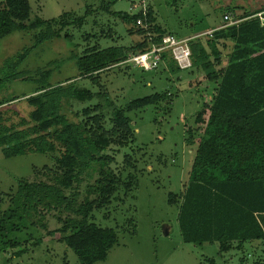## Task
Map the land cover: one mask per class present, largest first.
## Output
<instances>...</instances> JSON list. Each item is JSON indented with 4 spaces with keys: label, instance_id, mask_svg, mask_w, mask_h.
Returning <instances> with one entry per match:
<instances>
[{
    "label": "rangeland",
    "instance_id": "obj_1",
    "mask_svg": "<svg viewBox=\"0 0 264 264\" xmlns=\"http://www.w3.org/2000/svg\"><path fill=\"white\" fill-rule=\"evenodd\" d=\"M106 1L30 0L31 17L38 15L45 22L30 24L0 40L5 44L0 50V119H3L0 128L12 123L18 125L22 117H29L33 107L27 97L66 81L77 80L76 85L81 88L106 92V96H96L93 100H65L62 112L70 120L78 121L77 113L83 107L100 103L105 115L102 124L107 129L112 125L110 119L115 106L155 90L178 92L171 104L161 102L130 112L134 141L124 148L109 147L104 153L113 158L111 163L107 166L92 163L79 176L80 181L64 190L73 201L69 207H78L98 198L95 189L104 172L114 175L125 172L123 178L131 171L137 174L138 185L134 182L128 195L123 189L118 191L122 203L114 199L108 207L94 210V217H90L98 225L113 227L117 232V242L107 258L93 264H257L259 260L264 261L262 241H247L243 247L224 250L220 242L190 243L182 237L179 206L198 143L195 140L192 145L188 144L187 139L196 133L195 115L201 101L210 100L214 83L199 70L170 74L161 68L148 71L133 67L127 76H110L108 80L103 74L104 86L100 88L89 78H78L76 66L85 48L97 44L102 48L131 45L143 39L136 31L129 32L132 23L112 12L136 14L145 7L151 8L157 25L166 33L180 38L194 37L191 42L198 45L207 40L208 29L218 28L226 10L237 19L257 11L264 14V0H118L109 11L104 8ZM65 12L84 16L85 23L78 27L70 22L62 30V36H57L53 31L60 25L49 20L59 19ZM40 37L44 41L35 48V40ZM231 45L226 43L224 51L229 52ZM57 155V152L30 151L7 157L0 146V215L15 208L10 197L20 184L27 181L57 184L54 177L63 173L57 164ZM126 155L137 170L126 164ZM65 205L52 197L39 202L36 212L22 224V230L6 239L22 242L31 239L27 243L28 251L18 257L15 254L18 248L4 245L5 240L0 243V264H88L81 262L74 250L61 240L63 233L59 229L68 217L77 216ZM37 238L41 243L34 242Z\"/></svg>",
    "mask_w": 264,
    "mask_h": 264
},
{
    "label": "trees",
    "instance_id": "obj_2",
    "mask_svg": "<svg viewBox=\"0 0 264 264\" xmlns=\"http://www.w3.org/2000/svg\"><path fill=\"white\" fill-rule=\"evenodd\" d=\"M117 1L107 0L104 8L109 11ZM228 12L231 11H225ZM261 12L246 14L236 24L215 29L212 37L198 45L190 41V68H180L171 51L164 50L160 66L152 70L161 68L170 74L199 70L209 82L214 83L210 100L203 99L195 115L196 133L187 139L188 144L192 145L195 140L198 143L178 213L185 242H220L224 250L243 247L247 241L264 242V14ZM31 13L30 0H0V40L30 24L45 22L38 15L32 18ZM112 13L132 23L129 32L136 31L143 39H137L131 45L102 48L97 44L83 49L76 65L77 77L89 78L100 88L104 86L101 81L103 74L108 80L110 76L129 75L134 66L125 60L131 53L144 52L153 44L161 45L166 34H173L166 33L157 25L151 8L136 14L125 11ZM139 19L144 25H137ZM49 21L60 25L53 34L62 36V30L70 22L81 27L85 17L65 12L59 19ZM222 24L221 21L219 26ZM228 42L232 45L226 52L224 47ZM167 80L172 81L170 77ZM76 82H62L27 97L33 107L29 117H22L18 125L12 123L0 128V146L5 156L30 151L57 152L56 161L63 170L61 176L54 177L57 184L27 181L19 185L18 191L10 197L15 208L0 215V243L13 232L22 230V224L36 212L42 200L52 197L70 208L73 201L64 190L80 181L79 176L92 163L104 166L111 163L113 158L104 153L109 147L124 148L134 141L135 129L129 113L161 102L171 104L178 95V92L172 93L168 89L155 90L130 99L122 106H115L110 119L112 125L107 129L102 124L105 115L100 103L83 107L77 113L78 121L70 120L62 112L65 100L82 102L103 94L106 96L101 89L93 92L77 86ZM105 99L108 100L107 97ZM128 157H125L126 164L134 169L135 164ZM123 173L104 172L95 189L98 198L71 207L77 216L68 217L59 229L63 233L61 240L74 250L81 262L93 264L105 260L117 242L115 228L102 227L90 217H94V210L108 207L114 199L122 203L118 191L123 189L128 195L127 191L134 182H138L135 181L136 173L131 171L125 178ZM29 240H6L4 245L17 247L15 254L19 257L28 251ZM41 241L40 238L34 240L35 243ZM257 264H264V261L259 260Z\"/></svg>",
    "mask_w": 264,
    "mask_h": 264
},
{
    "label": "built area",
    "instance_id": "obj_3",
    "mask_svg": "<svg viewBox=\"0 0 264 264\" xmlns=\"http://www.w3.org/2000/svg\"><path fill=\"white\" fill-rule=\"evenodd\" d=\"M144 3V1H143ZM137 5H134L136 7ZM146 11V7L143 9ZM240 18H234L233 13L228 12L223 15L222 22L218 28L226 27L228 25L236 24L240 22ZM264 22V18H263ZM142 24V20L137 21V25ZM215 29H209L205 32L208 37H212ZM194 37L180 38L174 34H166L163 37L161 45H151V47L139 53H131L125 62L131 63L134 67L142 68L144 70L152 71L160 66L162 60V52L164 50L171 51L177 64L182 69H188L192 66V50L190 41Z\"/></svg>",
    "mask_w": 264,
    "mask_h": 264
},
{
    "label": "crops",
    "instance_id": "obj_4",
    "mask_svg": "<svg viewBox=\"0 0 264 264\" xmlns=\"http://www.w3.org/2000/svg\"><path fill=\"white\" fill-rule=\"evenodd\" d=\"M210 29H212V28H210ZM209 30V29H208ZM41 31H42V29H41ZM40 31V32H41ZM17 32V31H16ZM52 33V32H51ZM53 33H54V31H53ZM11 36V35H10ZM7 38H9V36L8 37H6L5 39H3V40H6ZM2 40V41H3ZM2 41L0 42V50L3 48V47H5V44L4 45H2L3 43H2ZM44 41V40H43ZM43 41H42V37H40V38H36V40H35V48L37 47V46H39V45H41L42 43H43ZM38 92V91H37Z\"/></svg>",
    "mask_w": 264,
    "mask_h": 264
},
{
    "label": "water",
    "instance_id": "obj_5",
    "mask_svg": "<svg viewBox=\"0 0 264 264\" xmlns=\"http://www.w3.org/2000/svg\"><path fill=\"white\" fill-rule=\"evenodd\" d=\"M167 230H168L167 227H165V231H166V232H168Z\"/></svg>",
    "mask_w": 264,
    "mask_h": 264
}]
</instances>
